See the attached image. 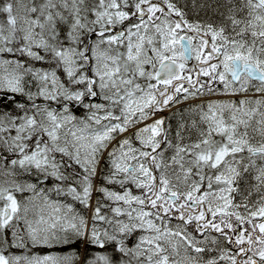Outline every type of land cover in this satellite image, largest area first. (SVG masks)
<instances>
[{"label": "snow or ice", "instance_id": "obj_1", "mask_svg": "<svg viewBox=\"0 0 264 264\" xmlns=\"http://www.w3.org/2000/svg\"><path fill=\"white\" fill-rule=\"evenodd\" d=\"M0 264H264V0H0Z\"/></svg>", "mask_w": 264, "mask_h": 264}, {"label": "rangeland", "instance_id": "obj_2", "mask_svg": "<svg viewBox=\"0 0 264 264\" xmlns=\"http://www.w3.org/2000/svg\"><path fill=\"white\" fill-rule=\"evenodd\" d=\"M165 114H167V113H165Z\"/></svg>", "mask_w": 264, "mask_h": 264}]
</instances>
